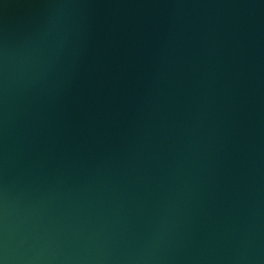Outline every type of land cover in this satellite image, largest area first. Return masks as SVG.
Returning a JSON list of instances; mask_svg holds the SVG:
<instances>
[{
	"label": "water",
	"instance_id": "95a60500",
	"mask_svg": "<svg viewBox=\"0 0 264 264\" xmlns=\"http://www.w3.org/2000/svg\"><path fill=\"white\" fill-rule=\"evenodd\" d=\"M0 264H264V0H0Z\"/></svg>",
	"mask_w": 264,
	"mask_h": 264
}]
</instances>
